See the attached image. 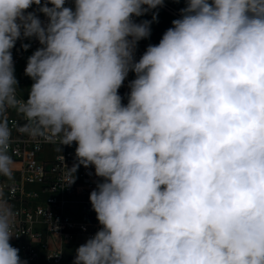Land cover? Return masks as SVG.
I'll list each match as a JSON object with an SVG mask.
<instances>
[{
  "label": "clouds",
  "instance_id": "clouds-1",
  "mask_svg": "<svg viewBox=\"0 0 264 264\" xmlns=\"http://www.w3.org/2000/svg\"><path fill=\"white\" fill-rule=\"evenodd\" d=\"M72 3L0 0V178L15 172L11 110L17 132L75 142L65 186L80 165L102 178L89 194L101 227L73 264H264V0H185L138 61L152 21L135 18L164 0ZM26 38L41 47L24 99L12 49ZM14 222L0 186V264H27Z\"/></svg>",
  "mask_w": 264,
  "mask_h": 264
},
{
  "label": "built area",
  "instance_id": "built-area-1",
  "mask_svg": "<svg viewBox=\"0 0 264 264\" xmlns=\"http://www.w3.org/2000/svg\"><path fill=\"white\" fill-rule=\"evenodd\" d=\"M66 6L74 7L72 0H66ZM37 8L38 6L33 5L27 11H35L45 21L46 18ZM146 15L136 17V22ZM23 44H29L30 47L25 50ZM39 47L41 45L35 38L18 40L12 49L14 66L23 61L27 51ZM147 47L146 39L137 43L135 60L140 59ZM6 115L13 128L10 154L14 160L15 172L11 180L0 178V186L15 212L14 235L10 243L17 244L24 260L37 261L44 254L49 264H63V241L74 236H82L87 240L101 227L92 209L89 194L102 178L95 175L94 167L80 165L75 182L65 186L66 166L71 168L77 162L75 142L71 146H59L58 141L52 142L42 137L30 138L16 131L24 123L22 117L11 110ZM51 148L61 150L53 157L43 158L42 154ZM28 186H38V189H30ZM42 193L46 196H42ZM72 204L79 208L78 216L65 211V207ZM39 228H45L51 234L54 244Z\"/></svg>",
  "mask_w": 264,
  "mask_h": 264
},
{
  "label": "rangeland",
  "instance_id": "rangeland-1",
  "mask_svg": "<svg viewBox=\"0 0 264 264\" xmlns=\"http://www.w3.org/2000/svg\"><path fill=\"white\" fill-rule=\"evenodd\" d=\"M164 3L168 6H170L172 9H174L177 13H179L181 15L180 10L184 7H186V3L185 0H164ZM153 13H156V20H159L161 22V15L164 17L165 23L166 24H172V21L174 19H178L180 18V15L168 10L167 8H165L164 6H161L157 9H154L150 12L147 13V15L145 17H143L140 21H138L137 23H140L144 20H149L152 21L150 27H152L153 25ZM161 14V15H160ZM33 54V52L31 54H29L26 57L25 62L15 66V76L17 78L18 81V92L21 96L24 97V99H27L28 97V91L31 88V85L33 84V80L25 75V68L27 65V60L28 57L31 56ZM135 74V73H134ZM122 94V91H119ZM65 211L68 213H78L79 212V208H77V206L75 205H68L65 207ZM86 239L82 236H74L72 239L70 240H65L63 241V243L61 244V247L63 248V252H64V260H63V264H73V260L75 257V250L77 249V247H79L81 244L85 243ZM16 248V247H15ZM22 261H26L27 264H47L44 262H35V261H27V260H22ZM44 261V260H43ZM49 264V263H48Z\"/></svg>",
  "mask_w": 264,
  "mask_h": 264
},
{
  "label": "crops",
  "instance_id": "crops-1",
  "mask_svg": "<svg viewBox=\"0 0 264 264\" xmlns=\"http://www.w3.org/2000/svg\"><path fill=\"white\" fill-rule=\"evenodd\" d=\"M161 15V14H160ZM165 17V16H164ZM164 17L161 15V22L159 20H155L153 21V26L151 27V35L150 37L146 38V43H147V46H149L150 44L151 45H155V44H158L163 36V34L165 33V31L172 27V24H166L165 23V20H164ZM157 19V18H156ZM35 50H29L27 51V53L25 54V57L23 59V63L25 62L26 60V57L31 54L32 52H34ZM21 62V63H22ZM20 63V64H21ZM135 79V74L133 72H129L128 76L126 77L123 85L119 88L118 90V94L122 97V103L124 105L127 104L128 102V94L130 92V88H129V82L134 80ZM119 91H122V94L119 92ZM19 93V92H18ZM20 95V94H19ZM21 96V95H20ZM23 97V96H21ZM24 98V97H23ZM60 148H51V149H47L43 154H42V157H53L55 156L56 153L60 152ZM30 189H38V186H28ZM42 196H46L45 193H42ZM68 213V212H67ZM71 215H74V216H78L79 212L76 214H72V213H69ZM43 231L44 233V236L46 238H48L52 244H54V238L51 236V234L45 230V228H39ZM11 245L13 247H16L18 248L17 244H14V243H11ZM19 249V248H18ZM19 256L21 258V260H24L22 257H21V254H20V251H19ZM44 260V261H43ZM29 261V260H27ZM44 262V263H47L46 259H45V256L44 254H41V257L35 261V262ZM48 264V263H47Z\"/></svg>",
  "mask_w": 264,
  "mask_h": 264
},
{
  "label": "water",
  "instance_id": "water-1",
  "mask_svg": "<svg viewBox=\"0 0 264 264\" xmlns=\"http://www.w3.org/2000/svg\"><path fill=\"white\" fill-rule=\"evenodd\" d=\"M163 6H164L165 8H167L168 10H170V11H172V12H174V13L180 15L179 13H177L174 9H172L170 6L166 5L165 3L163 4Z\"/></svg>",
  "mask_w": 264,
  "mask_h": 264
}]
</instances>
